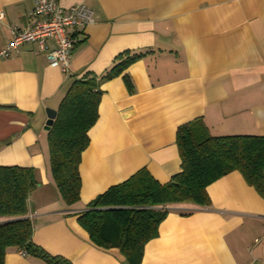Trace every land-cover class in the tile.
<instances>
[{
  "label": "crops",
  "instance_id": "crops-1",
  "mask_svg": "<svg viewBox=\"0 0 264 264\" xmlns=\"http://www.w3.org/2000/svg\"><path fill=\"white\" fill-rule=\"evenodd\" d=\"M93 20L70 28L69 68L48 65L33 42L0 57V165L36 170L27 199L32 243L71 264H125L95 245L78 217L109 187L144 170L160 184L181 170L177 128L202 120L208 133L264 135V0H59ZM33 0H0V49L27 26ZM125 51L143 55L100 83L98 117L79 163V199L55 186L44 128L70 83L99 76ZM208 206L170 204L139 264H264V198L232 171L207 186ZM5 264H46L8 249Z\"/></svg>",
  "mask_w": 264,
  "mask_h": 264
},
{
  "label": "trees",
  "instance_id": "trees-1",
  "mask_svg": "<svg viewBox=\"0 0 264 264\" xmlns=\"http://www.w3.org/2000/svg\"><path fill=\"white\" fill-rule=\"evenodd\" d=\"M142 55L135 51L117 55L99 76L86 74L73 80L60 100L47 131V144L50 172L66 204L79 199L78 167L81 152L89 144L88 131L98 117L100 83L121 75ZM122 78L132 91L129 76L124 73ZM176 142L181 170L169 182L160 184L140 170L99 194L78 217L91 241L102 248H117L125 264L141 262L144 245L157 236L170 204L208 206L207 186L232 171H238L264 198V135L214 136L198 119L177 128ZM37 183L34 168L0 165V264H5L11 248L46 264H71L63 257L50 256L31 241L33 224L26 216L27 199ZM109 207L115 208L102 209Z\"/></svg>",
  "mask_w": 264,
  "mask_h": 264
},
{
  "label": "built area",
  "instance_id": "built-area-1",
  "mask_svg": "<svg viewBox=\"0 0 264 264\" xmlns=\"http://www.w3.org/2000/svg\"><path fill=\"white\" fill-rule=\"evenodd\" d=\"M93 11L74 4L63 8L59 0H33L30 20L24 28H15L11 40L0 49V57L8 58L26 42L36 43L51 67L68 70L74 46L69 29L90 23ZM21 255L27 256L24 251Z\"/></svg>",
  "mask_w": 264,
  "mask_h": 264
},
{
  "label": "water",
  "instance_id": "water-1",
  "mask_svg": "<svg viewBox=\"0 0 264 264\" xmlns=\"http://www.w3.org/2000/svg\"><path fill=\"white\" fill-rule=\"evenodd\" d=\"M45 112H46V116H47V120L45 122V130L48 131L49 128L51 127L55 117H56V110L55 109H52V108H49L47 107L45 109ZM112 208H115V207H109V208H102V209H112Z\"/></svg>",
  "mask_w": 264,
  "mask_h": 264
},
{
  "label": "rangeland",
  "instance_id": "rangeland-1",
  "mask_svg": "<svg viewBox=\"0 0 264 264\" xmlns=\"http://www.w3.org/2000/svg\"><path fill=\"white\" fill-rule=\"evenodd\" d=\"M46 134H47V132H46Z\"/></svg>",
  "mask_w": 264,
  "mask_h": 264
}]
</instances>
